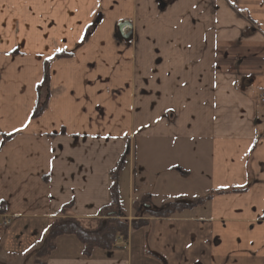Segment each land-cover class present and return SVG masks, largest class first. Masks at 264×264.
Segmentation results:
<instances>
[{
	"label": "crops",
	"instance_id": "obj_1",
	"mask_svg": "<svg viewBox=\"0 0 264 264\" xmlns=\"http://www.w3.org/2000/svg\"><path fill=\"white\" fill-rule=\"evenodd\" d=\"M263 98L264 0H0V264L96 219L127 151L129 221L142 195L207 201L91 257L63 235L46 264H264Z\"/></svg>",
	"mask_w": 264,
	"mask_h": 264
},
{
	"label": "trees",
	"instance_id": "obj_2",
	"mask_svg": "<svg viewBox=\"0 0 264 264\" xmlns=\"http://www.w3.org/2000/svg\"><path fill=\"white\" fill-rule=\"evenodd\" d=\"M47 99L48 94L43 92L41 101L34 111V118L39 117L44 112L47 107ZM128 155L129 151L125 152L116 168L111 172L110 202L99 211L94 226L85 227L83 221L75 218L61 217L53 221L42 246L35 252L34 264H46L47 259L56 248L57 239L63 235L76 236L84 245V255L91 257L95 249L109 251L124 247L117 245L118 239L122 238L126 243L131 232L149 226V219L174 218L207 201V199L177 198L173 201L163 202L162 205L158 206L156 196L142 195L133 200L134 219L129 221L122 207L119 192L120 176L126 166ZM223 193L225 192H219V194ZM63 212H66V208Z\"/></svg>",
	"mask_w": 264,
	"mask_h": 264
},
{
	"label": "water",
	"instance_id": "obj_3",
	"mask_svg": "<svg viewBox=\"0 0 264 264\" xmlns=\"http://www.w3.org/2000/svg\"><path fill=\"white\" fill-rule=\"evenodd\" d=\"M115 38L120 42H131L133 40L132 25L129 23H120L115 29ZM251 81L245 83L244 86H249Z\"/></svg>",
	"mask_w": 264,
	"mask_h": 264
},
{
	"label": "rangeland",
	"instance_id": "obj_4",
	"mask_svg": "<svg viewBox=\"0 0 264 264\" xmlns=\"http://www.w3.org/2000/svg\"><path fill=\"white\" fill-rule=\"evenodd\" d=\"M192 183V182H191ZM170 201H173V199H171ZM126 204H127V202H126ZM125 204V206H126V208L128 209V207H127V205ZM129 218L130 217H128V220H129ZM134 219V215L132 216V220ZM132 220H130V221H132ZM96 221V219H94V220H92V221H86V222H84V225H85V227H91V226H94V222ZM31 257L35 260V258H34V256L33 255H31ZM25 259L26 260H28L29 261V263L28 264H32L31 263V259H30V257L29 256H26L25 257Z\"/></svg>",
	"mask_w": 264,
	"mask_h": 264
},
{
	"label": "built area",
	"instance_id": "obj_5",
	"mask_svg": "<svg viewBox=\"0 0 264 264\" xmlns=\"http://www.w3.org/2000/svg\"><path fill=\"white\" fill-rule=\"evenodd\" d=\"M262 102H264V98L262 99Z\"/></svg>",
	"mask_w": 264,
	"mask_h": 264
}]
</instances>
